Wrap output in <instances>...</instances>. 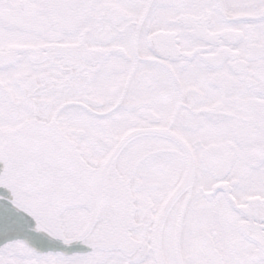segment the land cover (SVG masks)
Wrapping results in <instances>:
<instances>
[{"label": "snow or ice", "instance_id": "snow-or-ice-1", "mask_svg": "<svg viewBox=\"0 0 264 264\" xmlns=\"http://www.w3.org/2000/svg\"><path fill=\"white\" fill-rule=\"evenodd\" d=\"M0 264H264V0H0Z\"/></svg>", "mask_w": 264, "mask_h": 264}]
</instances>
